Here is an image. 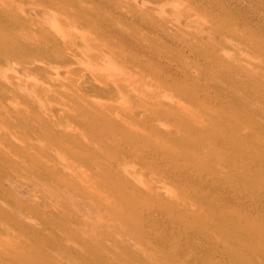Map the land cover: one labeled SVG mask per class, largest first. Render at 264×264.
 I'll return each mask as SVG.
<instances>
[{
	"label": "rangeland",
	"instance_id": "rangeland-1",
	"mask_svg": "<svg viewBox=\"0 0 264 264\" xmlns=\"http://www.w3.org/2000/svg\"><path fill=\"white\" fill-rule=\"evenodd\" d=\"M243 263L264 0H0V264Z\"/></svg>",
	"mask_w": 264,
	"mask_h": 264
},
{
	"label": "bare ground",
	"instance_id": "bare-ground-1",
	"mask_svg": "<svg viewBox=\"0 0 264 264\" xmlns=\"http://www.w3.org/2000/svg\"><path fill=\"white\" fill-rule=\"evenodd\" d=\"M45 20H47L46 18H45ZM49 20V19H48ZM46 22V21H45ZM61 23H53L52 21H48V23H46L47 25H49L50 27L51 26H54L55 27V29H60V28H62V27H69L70 25L67 23V22H62V21H60ZM188 23H191V22H188ZM66 29V28H65ZM73 38V37H72ZM74 38H76V39H74V41L73 42H77L78 41V37H75L74 36ZM63 38H62V36H61V41H63L62 40ZM80 48V47H79ZM75 51V50H74ZM79 51V50H78ZM77 51V52H78ZM68 55H69V59L71 58V57H73V60H81V54H80V52L79 53H77V54H73V53H67ZM80 54V55H79ZM83 59V58H82ZM189 126V128L187 127V129H198V128H192L193 127V125H188ZM190 132H192V131H190ZM193 135V134H192ZM187 146H192L193 148L195 147V148H197L198 149V151L194 148V150H195V154L198 156V157H206V155H208V154H206V155H204V154H202L201 153V151L203 150V149H207V151H209V154H211V153H213V147L212 146H208L206 143H205V140L202 138V137H200V138H190V140H189V142L187 141V144H186ZM202 155V156H201ZM245 261H248V260H246L245 259ZM243 264H245V263H243Z\"/></svg>",
	"mask_w": 264,
	"mask_h": 264
}]
</instances>
